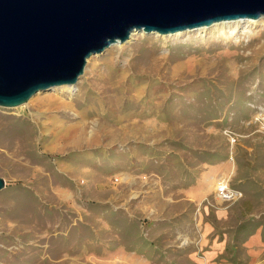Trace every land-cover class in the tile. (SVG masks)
I'll list each match as a JSON object with an SVG mask.
<instances>
[{"label":"rangeland","instance_id":"374dc122","mask_svg":"<svg viewBox=\"0 0 264 264\" xmlns=\"http://www.w3.org/2000/svg\"><path fill=\"white\" fill-rule=\"evenodd\" d=\"M75 85L0 106V264H193L201 219L247 263L241 241L264 228V19L137 31ZM222 179L242 198L218 201Z\"/></svg>","mask_w":264,"mask_h":264},{"label":"water","instance_id":"95a60500","mask_svg":"<svg viewBox=\"0 0 264 264\" xmlns=\"http://www.w3.org/2000/svg\"><path fill=\"white\" fill-rule=\"evenodd\" d=\"M262 16L264 0H0V106L76 84L91 55L133 30L168 35Z\"/></svg>","mask_w":264,"mask_h":264},{"label":"crops","instance_id":"0c3cea01","mask_svg":"<svg viewBox=\"0 0 264 264\" xmlns=\"http://www.w3.org/2000/svg\"><path fill=\"white\" fill-rule=\"evenodd\" d=\"M190 192L193 193L192 191ZM190 198L196 199L200 202L204 200L205 194L193 193ZM216 199L220 202L231 203L240 198L232 201H222L216 196ZM215 217L217 220L225 221L228 218L227 209H224L223 207L216 208ZM201 223L204 224L202 226L203 235L196 242L197 248L187 254V260L189 263L244 264L240 259L238 260L237 255L235 254L236 246H234V248L231 246L229 237L226 233L217 234L212 225L205 223L202 219ZM241 246L245 249L248 258L247 263L245 264H264V228L262 226L256 227L253 232H250L241 241ZM230 247H232V253L229 251Z\"/></svg>","mask_w":264,"mask_h":264},{"label":"bare ground","instance_id":"6f19581e","mask_svg":"<svg viewBox=\"0 0 264 264\" xmlns=\"http://www.w3.org/2000/svg\"><path fill=\"white\" fill-rule=\"evenodd\" d=\"M264 19V16L258 18V19H246L245 21L248 22V23H251V24H255V23H258L259 21L263 20ZM240 21H242V19H237V20H228V21H221V22H217V23H214V25H218V24H226V23H239ZM204 27H200V28H197V29H193V30H186V31H180V32H176L174 34H168V35H165V36H181L183 34H186V33H189L191 31H196V30H201V29H204ZM137 31L138 30H133L130 34V37L128 39V41H130L136 34H137ZM126 41V42H128ZM118 43V42H117ZM75 84H65V85H61V86H56V87H53L52 89L54 88H60V89H67L69 91L73 90L75 88ZM36 107L34 108L36 111H40V112H43L42 110H39L41 109L40 106L44 105V103L41 101H38L36 103ZM222 180H226V179H222Z\"/></svg>","mask_w":264,"mask_h":264},{"label":"built area","instance_id":"2783aa9c","mask_svg":"<svg viewBox=\"0 0 264 264\" xmlns=\"http://www.w3.org/2000/svg\"><path fill=\"white\" fill-rule=\"evenodd\" d=\"M229 138L232 143L235 141L234 137L229 136ZM216 196L222 201H232L240 198L242 196V192L231 188L227 180H220L216 186Z\"/></svg>","mask_w":264,"mask_h":264}]
</instances>
